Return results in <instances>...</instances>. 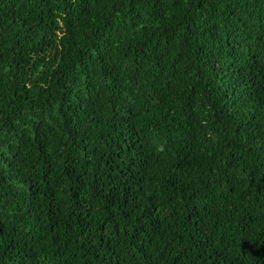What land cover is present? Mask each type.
Here are the masks:
<instances>
[{"label": "trees", "instance_id": "obj_1", "mask_svg": "<svg viewBox=\"0 0 264 264\" xmlns=\"http://www.w3.org/2000/svg\"><path fill=\"white\" fill-rule=\"evenodd\" d=\"M0 264H264V0H0Z\"/></svg>", "mask_w": 264, "mask_h": 264}]
</instances>
